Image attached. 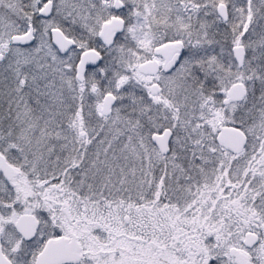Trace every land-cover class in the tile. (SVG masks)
I'll return each instance as SVG.
<instances>
[{
	"label": "snow or ice",
	"instance_id": "1",
	"mask_svg": "<svg viewBox=\"0 0 264 264\" xmlns=\"http://www.w3.org/2000/svg\"><path fill=\"white\" fill-rule=\"evenodd\" d=\"M0 264H264V0H0Z\"/></svg>",
	"mask_w": 264,
	"mask_h": 264
}]
</instances>
